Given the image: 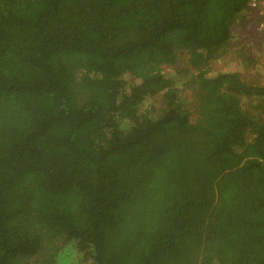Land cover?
Returning a JSON list of instances; mask_svg holds the SVG:
<instances>
[{"label":"trees","instance_id":"16d2710c","mask_svg":"<svg viewBox=\"0 0 264 264\" xmlns=\"http://www.w3.org/2000/svg\"><path fill=\"white\" fill-rule=\"evenodd\" d=\"M248 2L0 0V264H264Z\"/></svg>","mask_w":264,"mask_h":264},{"label":"rangeland","instance_id":"374dc122","mask_svg":"<svg viewBox=\"0 0 264 264\" xmlns=\"http://www.w3.org/2000/svg\"><path fill=\"white\" fill-rule=\"evenodd\" d=\"M236 23L237 26H232L231 28L232 39L230 45L232 48L222 57L211 62L212 73L237 71L250 83L264 85V42L258 48L260 49L259 51H256L254 48V42L262 35L260 32L264 28L262 16H260L258 11H252L248 8L243 14H240V18L237 19ZM242 47L249 51L250 55L248 59L251 58L253 60L255 63L254 67L250 68L251 66L248 63L242 62V58L238 55L239 51L242 54ZM187 96L188 93L184 92L183 97L185 98ZM148 103L149 101L145 100L142 107L147 106ZM78 261L79 258L75 254V251L71 248H66L59 257L58 264H78Z\"/></svg>","mask_w":264,"mask_h":264},{"label":"built area","instance_id":"2783aa9c","mask_svg":"<svg viewBox=\"0 0 264 264\" xmlns=\"http://www.w3.org/2000/svg\"><path fill=\"white\" fill-rule=\"evenodd\" d=\"M248 8L252 11H258L260 16H262V21L264 22V0H249Z\"/></svg>","mask_w":264,"mask_h":264}]
</instances>
